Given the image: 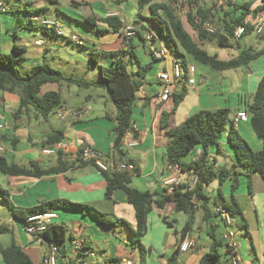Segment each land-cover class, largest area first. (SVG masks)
Wrapping results in <instances>:
<instances>
[{
    "label": "crops",
    "instance_id": "1",
    "mask_svg": "<svg viewBox=\"0 0 264 264\" xmlns=\"http://www.w3.org/2000/svg\"><path fill=\"white\" fill-rule=\"evenodd\" d=\"M61 1L53 5L50 0H28L26 4L32 6L33 10L18 12L10 8L7 12L0 10V51L9 55L14 47L24 49L25 56L20 65L26 72L37 65H49L47 61L49 58L56 60L59 56L65 59L61 61L68 65L69 70L68 72L57 70L66 76L75 77L78 68H81L86 76L75 78L92 82L85 77L88 75L86 70L91 69L90 55L96 50H87V52L90 51L88 52L90 63L87 66L86 62L81 61V56L68 53L69 47L61 40L78 46L68 39L77 31L74 29V24L77 23L78 26L87 24V19L117 16L124 23V27L119 32H105L103 34H106L107 39L101 40L102 34L96 30L97 40L100 43L98 48L105 50L106 54L102 57L106 60L100 62V65L109 67L116 63L119 57L112 58L108 54L129 48L128 45L131 42L126 41L125 32L129 26L134 25L139 35L131 38L132 44L135 46V55L137 51L142 62L136 55V59L129 66L132 71L130 69L129 71L136 72L139 67L152 64V71L149 76H146L144 85L138 93L132 117L140 144L134 149H122V155L114 151L116 108H108V99L100 93L101 88H80L83 90L81 93L73 89L77 86L65 83L43 86V93L59 92L63 105L71 109L87 110L85 117L80 120L69 119L65 122L58 121L54 115L44 119L33 110L25 111L18 119H15L14 113L19 107L20 93L0 92V136L6 147L5 157L10 162L23 167L29 166L31 162H37L41 169H50L58 166V157L62 153V159L68 166L67 171L63 173H54L41 178L11 177L0 174L1 187L8 192L9 200L17 208H33L42 202L61 199L91 206L100 213L112 215L124 221L114 225H102L79 212L54 210L57 215L54 224L61 225L66 230V240L59 248L60 264H86L87 258L95 261L94 264H99L100 261L104 264H112V259L119 260L120 264H199L202 256L212 245L209 231L214 229L219 237L224 239L225 226L220 217H213L205 224L202 222V212L196 211L192 231L184 238V240L189 237L194 238L196 246L187 253H180L179 247L184 241L180 242V231L189 221V215L175 212L173 203L168 204L163 211L154 209L149 214L148 231L142 239L146 250L143 256L140 248L132 241L130 229L136 228L135 211L125 193L118 190L114 192L112 199L105 198L107 183L102 171L94 164L83 161L81 152L85 147L91 146L99 150L108 161L134 163L138 175L133 177L131 187L139 191L155 193L157 198H160L167 189L165 181L171 177H181L183 185H190L187 173L174 174L168 168L167 147L172 138L160 127L161 115L172 110L178 96H184L175 112L169 117L170 131L180 127L189 117L203 110L216 111L227 108L230 110V119H235L245 113L247 107L253 102L258 84L264 76V56L250 62L248 66L236 69L240 71L237 79L233 75H227L226 71L219 72L199 64L185 53L177 56L170 51L166 60L157 61L153 57V51L164 45V42L149 20L150 5L140 7L139 0H69L70 3L63 6ZM181 1L185 2V8L189 12L187 1ZM46 2L56 7L55 11L60 17L55 18L51 15V11L46 8ZM164 2L167 0L154 1V3ZM233 2L238 5L251 3V13L246 17V23L252 22L255 16L254 10L262 6V0H233ZM199 3L206 9L216 8L215 21L212 25H216L218 29V17L223 16L225 12L233 14V17L241 15V11H234L231 6L223 5L218 0H199ZM84 8L87 12L83 11ZM36 9H40L41 12L38 14L27 12ZM65 10L67 12L64 13ZM260 13L264 15V10ZM62 20L67 22L64 23ZM45 21L62 24L63 31L66 33L64 32L63 36H57L52 28L43 24ZM103 27L104 31L105 26ZM186 30L199 45L210 47L211 52L207 51L210 54H217L221 60L234 59L242 51L252 50L257 53L264 50V34L259 36L250 32L234 42L233 47L222 48L215 41L201 42L197 35L194 37L189 28L186 27ZM88 33L89 31H86L85 35H80L87 44L83 47L78 46L79 48L88 47L86 42ZM148 34L154 35V41L146 40ZM251 37L255 38L254 41L259 44L252 43ZM90 39H93L92 34ZM244 39L247 41L244 42ZM242 41L243 45H241ZM36 42H41V45H36ZM61 51L66 53L62 54ZM124 60L128 62L129 57L126 56ZM176 60L186 62L189 72L186 79L193 78L196 82L194 85H187L186 80H173L171 98L168 101H160L162 82L159 74L164 70L170 72ZM71 93H74L77 100L74 105L66 101V97L71 98ZM235 127L253 150L262 149V139L253 129L249 119L239 122ZM54 131L63 132L64 146L55 156L44 155L43 149L50 147L45 142ZM228 135L229 132L226 131L219 144L212 145L207 150L208 165L214 171L224 167L232 169L233 166L238 165L234 150L228 141ZM202 151L203 148L198 147L192 156L184 158L183 162L194 163L202 155ZM241 169L242 167L238 168V171L242 173L241 176L248 179L251 188L249 187L247 193L241 194L237 190L234 196L243 213V216L238 215L234 218L235 222L239 217L242 218V221L237 223L242 233H238L236 237L238 255L241 257L240 264H264V180L258 173L249 176ZM254 179H256L254 183L259 185L255 194L252 192ZM231 196H229L230 202H232ZM254 196H258V207L255 205L257 202L254 201ZM211 199L215 200L212 196ZM211 208L214 213L215 208ZM7 209L9 217L7 221L3 220L0 226H5L8 232L0 235H8L10 240L6 245L0 242L1 245L9 247L15 241L30 257L33 264H45L49 245L43 240L26 234L24 223L17 220L8 207ZM163 217H167L174 228H169L163 222ZM64 223L71 224L70 232ZM175 230L179 232L178 235L174 234ZM73 241L82 244L84 249L82 247L75 249ZM224 244H226L225 240ZM177 251L179 253L171 263L170 260ZM228 259L231 260L230 254ZM0 264H5L1 257Z\"/></svg>",
    "mask_w": 264,
    "mask_h": 264
},
{
    "label": "trees",
    "instance_id": "2",
    "mask_svg": "<svg viewBox=\"0 0 264 264\" xmlns=\"http://www.w3.org/2000/svg\"><path fill=\"white\" fill-rule=\"evenodd\" d=\"M155 0H139L140 7L150 5L151 17L149 20L158 30V35L164 42V46L170 49L177 56H182L184 53L193 58L197 63L208 66L219 72L236 70L248 64L261 56H264V50L253 52L252 50L242 51L238 57L231 60H221L217 54H210L203 49L186 30L187 26L178 14L181 0H167L164 3H154ZM190 11L186 18L188 25L198 36L202 42L204 40L215 41L219 47L230 48L233 43L239 40L234 39L235 30L245 25L246 17L251 13V3H243L238 5L233 0H218L223 5L231 6L234 11H241V15L233 17L228 12L223 16L218 17L219 29L215 28V33H209L204 28L205 23L213 24L215 21L214 12L216 8L206 9L200 6L199 0H186ZM51 4L57 5L59 0H50ZM178 7V8H177ZM264 10V0L262 6L254 10L255 15ZM28 13L38 14L40 9L27 11ZM86 23L97 28L99 34L108 31L119 32L124 23L117 16L100 17L87 19ZM104 25L105 30H100L98 25ZM53 29V28H52ZM252 29L248 28V33ZM139 33L137 34V36ZM247 35V34H246ZM129 41L128 49H123L117 53L108 54L112 58L119 57V60L112 66L100 65L102 56L100 52H92L90 55L91 64L98 66V80L87 82L84 79H77L73 76H66L61 71L52 68L47 64L37 65L26 73H22L17 65H19L25 56V50L14 47L13 52L9 55L3 54L0 51V92L20 93V102L17 111L14 113V118L18 119L25 111L33 110L37 115L44 119H48L53 114L55 108L62 105V99L59 92H42L43 86L46 84L65 83L70 86L79 88H101L108 93L110 100L116 108V138L114 141V151L122 155V143L125 134L133 129V113L134 106L137 101L138 93L141 91L145 77L152 69V64L146 67H139L136 72H130L129 66L136 59L134 52L135 46L132 44V37H126ZM154 41V39H153ZM128 56L129 61L124 58ZM185 71L188 70V65L182 61ZM184 96H178L175 99L174 107L170 112H164L160 118V127L168 132L172 138L167 147V156L169 163L176 164L181 168L182 173L197 174L199 182L192 188L190 185H180L172 193L168 189L157 198L155 193L150 191H139L131 187L132 179L138 175V171L134 173L128 172H102L107 183L105 198L112 199L114 192L123 191L127 197L129 204L132 205L135 211L136 228L130 229L132 241L137 245L142 255L146 253L145 247L142 244V239L148 231V217L154 209L163 211L166 206L173 203L175 212H183L189 215V221L180 231V242L192 231L194 223V213L202 212V222L208 223L213 217H220L214 210L212 212V199L206 194V186L215 180H219L221 184L231 181L232 202L228 203L222 195L214 200L216 207L222 205L235 218L243 216L242 210L235 201L234 196L239 188V177L242 175L238 168L242 167L246 173H258L264 180V76L258 84L257 90L253 97V102L250 104L245 114L248 117L253 129L262 139L263 146L259 151L253 150L249 143L241 136L235 126L232 125L230 119V110L227 108L216 111H200L189 117L180 127L169 130L168 121L171 113L175 112L177 105ZM171 98V97H170ZM168 101V100H167ZM228 131V141L232 146L238 165L232 169L221 168L215 172L209 165L207 150L212 145H218L223 134ZM138 137L137 131H135ZM62 131H54L46 140L45 144L52 146L62 143L64 140ZM198 147L203 148L202 155L194 162L187 164L183 162L184 158L191 155ZM62 153L58 157V166L50 169H41L37 162H31L29 166L23 167L16 163L10 162L5 155H0V174L11 177H29L41 178L43 176L54 173H63L67 171L68 166L62 159ZM0 193L2 194V202L6 205L13 216L22 221L24 224L28 217L43 214L54 210H68L79 212L83 216H89L97 223L102 225H114L124 223L112 215L103 214L91 206L72 203L67 200H52L40 203L33 208H17L9 200V195L0 185ZM216 209V208H215ZM114 222V223H113ZM163 222L169 227L174 228L173 224L163 217ZM5 226H0V234L7 233ZM178 235L177 230L174 231ZM209 236L212 240V245L209 251L204 254L199 264H232L228 259L229 251L227 245L224 244L223 238L219 237L213 229L209 231ZM39 240H43L48 245H56L60 248L66 240V230L61 225H51L50 228L34 236ZM60 250V249H59ZM179 251L174 254L170 260L172 263ZM0 257L5 264H33L30 257L25 251L13 241L9 247H3L0 243ZM112 264H120L119 260L112 259Z\"/></svg>",
    "mask_w": 264,
    "mask_h": 264
},
{
    "label": "built area",
    "instance_id": "3",
    "mask_svg": "<svg viewBox=\"0 0 264 264\" xmlns=\"http://www.w3.org/2000/svg\"><path fill=\"white\" fill-rule=\"evenodd\" d=\"M181 3L184 4L185 2L181 1ZM0 10L3 12H7L8 7L3 2H0ZM43 24L47 27L53 28L57 36L64 35L63 26L60 23L45 21ZM249 27L252 29L250 32H254L256 35L262 36L264 34V15L262 13H258L254 16L251 23H245L244 26L238 27L234 32V39H242L246 34H248ZM203 28L209 33H215L216 31L215 27L211 23H205L203 25ZM137 34V29L134 27V25H131L127 28L125 32V37H135ZM68 39L72 43L80 47L86 45L85 41L75 34H72ZM153 39V34H148L146 37V40L148 42H152ZM36 45H41V42H36ZM169 53L170 49L162 45L159 49H155L153 51V57L157 61H164L168 58ZM188 73V70L187 72L185 71L182 62L178 60L175 61L170 72L165 70L162 71L159 74V79L162 82V92L159 97L160 101H167L170 99L172 93L173 80H186L187 85H194L196 82L195 79H186ZM86 112V109H71L62 104L55 108L52 115H54L58 119V121L65 122L69 119L80 120L81 118L85 117ZM247 119V115L243 113L235 119L231 120V122L233 126H236L239 122L247 121ZM135 131L136 129L133 126V129L129 130L125 134L122 143L123 150L134 149L139 146L140 140L138 137H136ZM63 146V143L52 145L48 148L43 149V154L47 156H55L57 155V152L63 148ZM5 153V143L2 137L0 136V155H4ZM81 158L83 161L94 164L102 172L117 171L134 173L136 171V165L134 163L108 161L99 150L91 146L85 147L82 150ZM168 168L174 174L179 175L182 173L181 168L176 164L169 163ZM188 175L190 179V186L194 188L199 182V178L197 174H195L193 171ZM182 184L183 183L181 177L177 176L171 177L165 181V186L167 187L169 193H172L177 187ZM215 212L221 216V219L225 226L224 239L227 245V250L229 251V254L231 256V263L240 264L241 257L238 255V244L236 242L237 229L234 226V217L222 205H218L215 209ZM56 218L57 215L54 211L30 216L27 218L24 224V232L31 236H37L39 234H42L43 232L47 231L51 225H54V220ZM73 245V247L77 250L81 249L82 247V244L75 241H73ZM195 246L196 240L194 238L189 237L181 243L179 251L180 253H187L188 251L195 248ZM82 249H84V246L82 247ZM59 255V248L54 244L49 245V253L45 259V264H60Z\"/></svg>",
    "mask_w": 264,
    "mask_h": 264
},
{
    "label": "rangeland",
    "instance_id": "4",
    "mask_svg": "<svg viewBox=\"0 0 264 264\" xmlns=\"http://www.w3.org/2000/svg\"><path fill=\"white\" fill-rule=\"evenodd\" d=\"M27 1L28 0H2V2L5 3V5L8 8L13 9L14 12L24 11V10H33L32 9V6L26 4ZM69 3H70L69 0H62L61 1V4L63 6H67ZM45 5H46V8L51 11V15L52 16H54L55 18L60 17V15L57 14V12L55 11V8H56L55 6L50 5L48 2H46ZM185 5L186 4H180L179 5L178 14L182 18V20L185 22V24L187 25L186 27L189 28L191 30L192 34L194 35V37H196V33L192 30V28L187 23L186 16L188 14V10L185 8ZM83 11L87 12L86 8H84ZM65 12H67V10H65L64 13ZM95 13L97 15H99V16H103V14H101V13H98V12H95ZM23 17L25 18V16H23ZM62 21L64 23L67 22L65 20H62ZM74 25H75V28L74 29H77V31H75L76 32L75 35H77L79 37H80V35H85L86 34V31H89L88 37H87L88 40L86 41V42H88V47H86V48H79L78 46H73L72 44L70 45L69 43L65 42L64 40H61V41L63 43H65V45H67V47H69L67 49V52L68 53H70V54H77V55L81 56L82 57V58H80L81 61L84 62V63L86 62V65L88 66V63H90V61H89V54L90 53H88V52H90V51L87 52V50H96V52H100L103 55H105V50H101V49L98 48L100 43L97 40V36H98L97 33H96L97 28H94V27L89 26L87 24H83V25H78L77 26V23H76ZM98 27L100 28V30H103V28H104L103 25H101V24H99ZM214 27L217 29V26L216 25ZM63 30H64V27H63ZM89 34L90 35L92 34L93 39L95 41L93 39H90V35ZM100 38H101V40H105V39H107V36H106V34H102V35H100ZM254 40H255V38L251 37V42L252 43L255 42L256 45H258L259 43L257 41H254ZM246 41L247 40L244 39V42H246ZM241 45H243V41H242ZM203 49L209 50L211 52V48L208 47V46H203ZM61 53L62 54H65L66 52L65 51H61ZM136 55H137L139 61L142 62V58H141L140 54L137 51H136ZM61 59L65 60L64 58H59V56H58V58L56 60H53L52 58H49L47 61H48L49 66H51L52 68L59 69V70H61L63 72H68V70H69L68 69V65L64 64L61 61ZM105 60H106V58H101V61L100 62H103ZM90 65H91V67H90L91 69L90 70H86V72L88 73V75L85 78L87 80H90V81L98 80V78H99V68L96 65H94V64H91L90 63ZM17 67H18V69L22 73H26V71H24L22 69V67H21L20 64L17 65ZM143 67H145V66H143ZM129 69H130V71H132V68L131 67H129ZM151 71L152 70L148 71V73H147L146 76H149V74L151 73ZM83 72H85V71H82L81 68H78V71L75 74V77H77V78H83L84 76H86V74L83 73ZM226 74L227 75H233L237 79L238 76L240 75V71H237V70H229V71H226ZM73 89L76 90V91H81V93H83V90L80 89V88H78V87H73ZM99 90H100V93H102L103 95H105V97L108 99V108H111L112 107L114 109L115 106H114L113 102L110 100L107 91L105 89H99ZM70 97H71L70 99L68 97H66V101L69 104H73V105L76 104L77 103V100H76V97L74 96V93H71ZM74 97H75V99H74ZM59 126H61V125H59ZM7 147H8V149H10V146L9 145H7ZM192 154L189 155V156H192ZM218 170H216L215 172H218ZM241 170L243 171V173L245 172V170L243 168ZM245 178L246 177H244V176H240L239 177V184H240L239 185V188H238V192H240L239 194L245 193V192L247 193V191H248V189L250 187V183L248 182V179L247 178L245 179ZM255 180L256 179L253 180V186L251 184L253 194H255L256 193V190H258V188H259V185L256 184V183H254ZM231 184H232L231 181H227V182H224L223 184H221L219 182V180H215V181L211 182L208 186H206V194L208 196H210V197L212 196L215 199H218L219 198V195L221 194L222 197L225 200H227L228 203H231L230 202V197H229V196H231V187H230ZM2 197L3 196L0 193V224H2L4 222L3 220H6L7 221L8 217H9L8 216L7 206L3 204ZM257 197L258 196H254V201L257 202L256 204L255 203L254 204L258 207L259 206V202H258V198ZM211 207L216 208V205L214 203V199H212ZM240 221H242V218L241 217H239L236 220V222L234 221V226L237 229V234L238 233L239 234L242 233V229L239 228L238 225H237V223L240 222ZM64 224H65V226H67L68 232H70L71 231V224H69V223H64ZM9 240H10V237L8 235H0V242L3 245L8 244ZM244 241H246V240H244ZM245 244H247V242H245ZM87 260L88 261L86 262V264H90V263H93L94 264V262H95L91 258H87ZM99 264H104V262L103 261H100Z\"/></svg>",
    "mask_w": 264,
    "mask_h": 264
}]
</instances>
